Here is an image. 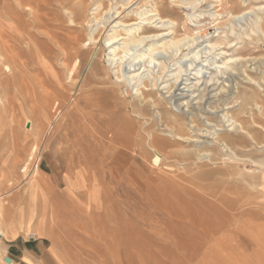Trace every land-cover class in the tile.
<instances>
[{
	"label": "rangeland",
	"instance_id": "rangeland-1",
	"mask_svg": "<svg viewBox=\"0 0 264 264\" xmlns=\"http://www.w3.org/2000/svg\"><path fill=\"white\" fill-rule=\"evenodd\" d=\"M22 1L34 18L18 9L16 0H0L5 28L19 34L26 29L31 36L30 46L24 44L29 40L16 42L8 52V64L15 67L6 78L7 108L0 125V187L11 183L13 189L0 190V206L3 223L17 225L18 231L0 240V264H6L4 258L11 264L254 260L255 235L264 224V39L255 24L256 15L264 31V10H257L264 0L246 7L240 0H229L226 7L217 0H184L194 2L192 9L156 0L164 3L163 17L176 22L177 38L196 36L217 45L159 54L150 64L132 61L134 50L119 49V70L108 61L104 42L111 25L101 24L92 43L84 22L65 12L100 19L103 8L115 2ZM98 2L101 9L93 11ZM152 3L118 0V20L123 26L140 23L128 11L147 12ZM244 10L254 13L243 20L229 17ZM194 14L199 16L190 22ZM142 24V34H149L151 27ZM117 30L126 37L122 27ZM142 81L145 101L133 92ZM180 82L186 88L183 98L176 91ZM173 115L190 129L193 142L170 135L164 117ZM230 117L236 124L227 122ZM129 124L133 135L119 136ZM213 129L227 144L205 133ZM150 135L158 137L152 147L163 156L157 171L146 144ZM31 177L55 190H23ZM35 215H43L44 222Z\"/></svg>",
	"mask_w": 264,
	"mask_h": 264
},
{
	"label": "bare ground",
	"instance_id": "bare-ground-1",
	"mask_svg": "<svg viewBox=\"0 0 264 264\" xmlns=\"http://www.w3.org/2000/svg\"><path fill=\"white\" fill-rule=\"evenodd\" d=\"M64 1V0H63ZM69 1V0H68ZM120 1V0H119ZM123 1V0H122ZM125 1V0H124ZM153 1V3L151 4L150 6V10L147 11V12H133V11H128V14L130 13H133L134 15H136L137 19L140 20V23H136V24H132V25H128V26H123L124 24L118 20V18L120 17L119 16V13L117 12V9H116V4H118V0H107L108 4H110L109 2H115L114 5L112 6L111 4L110 5H107L106 8L103 10H105V13L103 16H101L100 19L98 18H95L93 17L92 19H85L83 20L82 19V16L78 17L77 15H75L73 13L72 10L68 11V10H65V12H69V15L74 17L75 20L79 21L81 20L82 22H84V25L89 28V33H88V40L92 43H95L97 42V34L99 33V26L101 24H103V28H105L106 26H110V29L107 33V36L105 37V44H106V47L108 48V50L110 49V54H111V58L108 59V61L111 63V65L114 63L115 65H117V67H114V68H117L118 70L120 69V64L122 62H119L117 63L116 61V57H117V50L121 49L123 50L124 52H129L130 50H134L135 53L134 54V57L132 58L133 60L132 61H137L139 60L140 62L144 61V60H147L150 63H152L154 60L158 59L156 58L157 55L159 54H168L167 52H173L175 54H178L180 52H182L183 49L186 48V50H193L197 47H199L201 44H205V45H208L209 49L210 50H213L215 48V46L217 45L216 43L214 44H211L209 43L208 40L210 39H205V40H202L200 41V37H189V36H186L184 38H177L176 37V32H175V29L177 27V24L176 22H174L172 19L170 18H165L163 17V10H164V3L162 4V2H156V0H151ZM187 1V0H186ZM251 1H263V0H240V3L243 5V6H247L248 4H250ZM101 2V1H100ZM171 2V1H170ZM217 2L219 3V6H222V7H226L229 5V0H217ZM70 3V2H69ZM99 3V2H98ZM121 3V2H120ZM123 3V2H122ZM136 3V2H135ZM160 3V4H159ZM172 3L176 6V7H188V6H194V2H185L184 0H172ZM129 2L126 1L124 5H128ZM163 6H162V5ZM16 5H17V8L18 9H27V11L29 12V14L31 16H33L34 18V12L32 10V8L28 5H24L23 4V1L22 0H16ZM103 5V4H102ZM100 3L99 4H96L95 8L93 11H97L99 8L101 9V6ZM158 5H161V6H158ZM211 6V5H210ZM125 7V6H124ZM172 7V6H171ZM131 8V6L128 7V9ZM188 8H191V7H188ZM80 11H82L83 13V9H81V7L79 8ZM192 9V8H191ZM259 11H263L264 10V6H261L259 7V9H257ZM98 12V11H97ZM81 13V14H82ZM229 13V12H228ZM254 11L252 10H249V11H246L244 10L240 15L238 16H232L231 14H229V17L232 18L233 20H243L247 15L249 14H253ZM88 14V13H87ZM148 14V15H147ZM207 15L212 17L214 16V14H211L210 12L207 11ZM116 16V17H115ZM188 16V15H187ZM199 14L198 15H189V19H190V22H192L193 20H197ZM201 16V14H200ZM227 16V15H226ZM114 17V19H113ZM1 15H0V125L3 121V116L5 115L4 112L7 108V98H6V95H7V82H6V78L9 77L10 75H12V73L14 72V67H15V64L13 67H11L9 64H8V60H9V57H8V52L10 50H14L16 46V42L17 43H20V42H26V40H29L28 43H24L26 46H30L31 45V36L30 34L28 33V31L26 29H23L24 32L23 33H18V31H12V32H9L5 26L3 25V22L1 20ZM255 19H259V21H255L256 23L255 24H258V32L261 34V36L263 37L264 39V31L262 30V27L260 26V18L256 17L255 15ZM69 22V21H68ZM194 22V21H193ZM69 23L75 25V22L74 21H70ZM142 23H146V25H149L151 28L148 29V32L149 34H145L143 35L142 34V27H141V24ZM79 24V23H78ZM194 24V23H192ZM33 25V24H32ZM122 25V26H121ZM143 25V24H142ZM122 27V32H124V35L126 37H122V34L120 33V31H118L117 29ZM144 26V25H143ZM106 27V28H107ZM146 28V27H145ZM12 29V28H11ZM71 34V33H70ZM74 34V33H73ZM30 39H29V38ZM50 40H52L53 38L50 37L49 38ZM122 42V43H119V42ZM208 43V44H207ZM204 45V46H205ZM146 46V51L147 53L144 52L143 48ZM202 45V47H204ZM201 47V49H202ZM206 47V46H205ZM145 49V48H144ZM199 49V48H198ZM191 50V51H192ZM210 50H208L210 52ZM21 51V50H20ZM202 52V50H201ZM197 53V52H196ZM196 53H193L191 55H193L195 58H196ZM186 54V53H185ZM189 54V53H188ZM205 54V53H204ZM179 55V54H178ZM215 56V54H212ZM93 56V55H92ZM174 56V55H173ZM177 56V55H176ZM109 57V56H108ZM191 57V56H190ZM189 56L185 57L186 58H190ZM121 58V57H119ZM180 58V57H179ZM193 58V57H191ZM180 59H183L182 56ZM210 60V59H209ZM213 60V58H212ZM181 61V60H180ZM193 61V60H192ZM206 61V59H205ZM214 61V60H213ZM89 62V61H88ZM177 62V61H176ZM191 62V61H190ZM207 62V61H206ZM22 63V62H21ZM174 63V62H173ZM193 63V62H192ZM215 63V62H214ZM17 64V63H16ZM20 64V63H19ZM148 64V63H147ZM21 65V64H20ZM214 65V64H213ZM225 65V64H223ZM19 65H17L18 67ZM23 66V64H22ZM176 66V65H175ZM178 66V65H177ZM190 66H193V65H189ZM208 66V65H207ZM20 67V66H19ZM202 68V67H201ZM199 68V69H201ZM220 68V67H219ZM67 69V68H66ZM194 69V68H193ZM197 69V68H196ZM198 69V70H199ZM203 69V68H202ZM196 70V71H198ZM68 71V70H67ZM130 71V70H128ZM27 72V71H26ZM69 73V72H68ZM30 74V73H29ZM129 74V73H128ZM200 75V70L197 72V75ZM32 76V75H31ZM54 78L56 77V75L54 74L53 75ZM69 76V75H68ZM131 78V77H130ZM35 79V78H34ZM195 80V79H194ZM41 83V82H40ZM48 83V82H47ZM138 83V82H137ZM176 85V84H175ZM174 85V86H175ZM184 84L182 82H180V84L177 86V90L176 91H180V93L183 91V89L185 90L186 88H180L181 86H183ZM206 85V84H205ZM214 85V84H213ZM172 87V86H171ZM171 89V88H169ZM167 89L169 92L170 90ZM134 95H137L138 98L140 97L141 99L139 100H142V101H145V98H146V91H147V87L146 85L144 84V82H139V84H136L134 89ZM44 91V90H42ZM61 91V90H60ZM45 92V91H44ZM184 92V91H183ZM188 92V91H187ZM185 93H181L180 96L181 98H183V95ZM55 95V94H54ZM152 95V94H151ZM42 96V95H41ZM44 96V95H43ZM56 96V95H55ZM58 97V96H57ZM148 97V96H147ZM162 97V96H160ZM166 97V96H165ZM61 99V98H60ZM51 100V99H50ZM152 100V99H151ZM172 101V99L170 98L169 99V104L170 102ZM168 102V101H167ZM53 103V102H52ZM143 103V102H142ZM146 103V102H145ZM155 103V102H154ZM183 103V102H182ZM56 104V103H55ZM167 104V103H166ZM183 105V104H182ZM61 106V105H60ZM141 106V105H140ZM152 106V105H151ZM154 106V105H153ZM155 107V106H154ZM60 108V107H59ZM175 108H178V107H175ZM50 109V107H49ZM52 109V108H51ZM181 110V109H179ZM55 111V110H54ZM62 111V110H61ZM61 111H57V113L55 114V117L53 119V123H58L57 121V118L59 117ZM50 112V111H49ZM55 113V112H54ZM52 112V114H54ZM183 113V112H182ZM51 114V113H50ZM123 116V115H122ZM121 116V117H122ZM94 117V116H93ZM226 118V116L224 117ZM223 118V119H224ZM48 118H47V115H43L42 118H41V121L44 122L46 121ZM187 120V119H186ZM190 121V120H189ZM229 121H232V124H236V120L232 117H230L227 122ZM31 122V121H30ZM53 123H50L48 128L45 129V130H50L52 128V125ZM191 124L194 123V121L191 120L190 122ZM231 125V124H230ZM164 126H166V128L170 127L171 128V131L170 132V135H172V137H175L177 138V140L179 139H185L186 141H189V142H193L192 139L194 138V136L191 134L192 132H190V129H188L187 125H185L182 121L176 119V117L173 115V117L171 118H167V117H164ZM208 126V125H207ZM235 126V125H234ZM109 127V126H108ZM216 127V126H215ZM195 129L197 131H200L198 126L195 125ZM219 129V128H218ZM167 130V129H166ZM170 130V129H169ZM214 131H205L206 134L208 135H213L215 141H224L226 144L227 142L225 141L224 138H221L219 136V134H215V132H218L219 130H215L213 129ZM47 131V132H48ZM195 131V130H194ZM46 132V131H45ZM44 132V133H45ZM120 132V133H119ZM118 132V135L119 136H124V137H131L133 135V125L129 124L127 127H123L120 131ZM204 132V130H203ZM202 132V133H203ZM215 134V135H214ZM44 135V134H43ZM159 135V134H158ZM161 135V134H160ZM43 137V136H42ZM115 137V135H114ZM196 138V137H195ZM98 140V139H97ZM107 141V140H106ZM158 141V137L157 136H149L148 137V143L147 146L150 150V152L152 153V158H151V165L153 166V171H157L160 169L161 165H162V161H163V156L159 153V151L155 148V147H152V144H155L156 142ZM104 142V141H103ZM182 144V143H181ZM185 144V143H184ZM196 144V143H195ZM235 144V143H234ZM108 145V143H107ZM179 145V143H178ZM218 145V144H217ZM221 146V145H220ZM236 146V145H235ZM106 147V146H105ZM121 147V146H120ZM175 147V146H173ZM195 147V146H194ZM226 147V146H225ZM200 148V147H199ZM197 152V151H196ZM200 154V153H199ZM205 156V155H204ZM108 157V156H107ZM203 157V156H202ZM106 158V156H105ZM104 158V160H105ZM112 158V157H111ZM196 159V158H195ZM198 159V157H197ZM200 159V158H199ZM104 160H102L103 162H105ZM110 160V159H109ZM144 162V161H143ZM142 162V163H143ZM146 163V162H145ZM134 164V163H133ZM104 165V164H102ZM101 165V166H102ZM106 165V164H105ZM135 165V164H134ZM146 165V164H144ZM97 166V165H96ZM124 166V165H123ZM169 167V166H168ZM104 168V167H103ZM147 168V167H145ZM98 169V168H97ZM176 169V168H174ZM109 170V169H108ZM231 170V169H230ZM94 171V170H93ZM108 172V171H107ZM109 173H110V170H109ZM112 174V173H111ZM110 174V175H111ZM109 175V176H110ZM140 175V174H139ZM25 177V176H24ZM119 177V176H118ZM136 177V176H135ZM135 177L134 180H135ZM102 178V177H101ZM120 178V177H119ZM30 182L28 184L27 187H30L33 188V186L35 185L36 183V179L34 178H30ZM133 180V179H132ZM133 180V181H134ZM150 180V179H149ZM154 180V179H153ZM98 182V181H97ZM135 182V181H134ZM105 183V182H104ZM124 183V182H123ZM74 184V183H73ZM12 184H8L7 185V189L12 188L11 186ZM108 185V184H107ZM133 185H136V184H133ZM150 184H148L149 186ZM73 185L71 184V187ZM127 186V184H126ZM246 187V186H244ZM255 190V189H254ZM232 191V190H231ZM222 198V196H221ZM150 199V198H149ZM152 199V198H151ZM203 202V201H202ZM215 205V204H214ZM219 208V207H218ZM223 210V209H222ZM35 217V220L37 222H39L40 224L44 222L45 220V217L43 215L41 216H34ZM177 218V217H176ZM208 219V218H207ZM201 220V219H199ZM198 220V221H199ZM195 221V220H194ZM222 221V220H221ZM224 221V220H223ZM197 222V220H196ZM207 222V220H206ZM210 221H208L207 223H209ZM204 223V222H203ZM45 231V229H43ZM46 234V233H45ZM11 264V263H10Z\"/></svg>",
	"mask_w": 264,
	"mask_h": 264
},
{
	"label": "crops",
	"instance_id": "crops-1",
	"mask_svg": "<svg viewBox=\"0 0 264 264\" xmlns=\"http://www.w3.org/2000/svg\"><path fill=\"white\" fill-rule=\"evenodd\" d=\"M0 190H8L6 187H0ZM23 190H55L54 188H51L50 186H44L41 184V179L39 178L36 183L35 186L33 188L30 189V187H26ZM2 206H0V240H7V236L12 234L13 230L18 231L17 225H8L7 223H3L4 219V215L2 212ZM261 222H264V220H262ZM263 230H264V224L262 225ZM263 230L258 231L257 229V235H255V245L253 246V244H251L256 250H255V259L252 260L250 259V261H247L246 264H264V232ZM262 231V233H261ZM261 233V234H260ZM36 251L40 252L41 248L40 246H35ZM251 249H253L251 247ZM30 252V253H29ZM27 254L32 255L35 254V252L33 251H26ZM13 262V261H12ZM250 262V263H249Z\"/></svg>",
	"mask_w": 264,
	"mask_h": 264
},
{
	"label": "water",
	"instance_id": "water-1",
	"mask_svg": "<svg viewBox=\"0 0 264 264\" xmlns=\"http://www.w3.org/2000/svg\"><path fill=\"white\" fill-rule=\"evenodd\" d=\"M12 261H11V259H9V258H4V263H6V264H10Z\"/></svg>",
	"mask_w": 264,
	"mask_h": 264
}]
</instances>
